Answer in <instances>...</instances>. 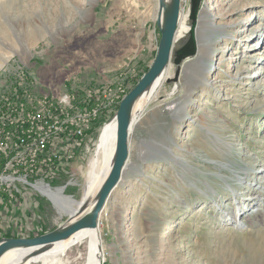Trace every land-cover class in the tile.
I'll return each instance as SVG.
<instances>
[{"label":"rangeland","instance_id":"1","mask_svg":"<svg viewBox=\"0 0 264 264\" xmlns=\"http://www.w3.org/2000/svg\"><path fill=\"white\" fill-rule=\"evenodd\" d=\"M207 7L223 29L220 35L200 34ZM158 12V0H0V25L7 32L0 38V239L22 238L31 229L37 235L69 217L45 190L32 188L36 175L26 173L30 168L14 165L15 138L5 137L11 131L3 125L5 103L16 94L17 114H30L50 88L72 95L60 122L86 129L87 146L75 154L73 173L54 186L69 184L64 197L81 202L91 173L103 166L104 154L97 164L94 159L104 126L116 119L123 99L155 61L161 40ZM190 15L191 0H181V18L189 34L194 32L196 55L179 70L171 63L170 78L130 135L133 168L125 170L100 215L106 264H264V194L244 186L264 170V71L257 86L256 80L233 83L242 61L251 76L257 72L243 54L247 42L233 40L243 29L264 24L258 20L264 0H201L194 31L188 27ZM255 17L246 28L238 26ZM197 36L206 37L205 43L224 40L226 60L233 55L234 61L222 65L220 47L204 68L207 78L193 76L186 67L197 60ZM258 54L264 60V42ZM59 134V146L66 138L74 143L75 136ZM18 170L26 181L16 177ZM43 177L40 185H53ZM255 183L262 186L264 179ZM234 211L238 222L227 217ZM3 222L19 230L7 233ZM89 248L85 239L48 264H87Z\"/></svg>","mask_w":264,"mask_h":264},{"label":"water","instance_id":"2","mask_svg":"<svg viewBox=\"0 0 264 264\" xmlns=\"http://www.w3.org/2000/svg\"><path fill=\"white\" fill-rule=\"evenodd\" d=\"M200 2L201 0H191V25L187 26L189 28L191 27L193 31L196 29V17ZM180 15L181 0H171L169 3H167V0H159L158 28L161 33V40L158 52L149 71L121 102L120 108L116 114L117 134L115 153L111 161L109 172L98 190L88 196L84 194L76 211L70 214L67 221L55 230L34 238L1 239L0 264H3L2 259L5 254L11 251H29L18 263L28 264L33 258L57 249L59 244L70 240L79 233L87 231L94 232L95 234L98 233L100 215L114 190L121 184L125 170L129 164V128L133 109L137 101L152 88L170 63L175 64L179 70V66L182 65L187 58L196 55L197 49L194 40V32L192 34L187 32L184 38H177ZM174 80L178 81L177 74ZM99 150L100 148L98 146L97 155L94 159L96 162L95 164L98 163ZM93 175L94 174L91 173L88 184L92 181ZM98 246L100 249V239H98ZM99 252H101V249Z\"/></svg>","mask_w":264,"mask_h":264},{"label":"bare ground","instance_id":"3","mask_svg":"<svg viewBox=\"0 0 264 264\" xmlns=\"http://www.w3.org/2000/svg\"><path fill=\"white\" fill-rule=\"evenodd\" d=\"M159 1V0H158ZM171 0H167V3H169ZM208 5H213V2L211 1L208 3ZM211 7V6H210ZM207 7L206 11H204V17L201 20L202 27L199 26V31H201L200 34H206L207 31H210L213 33L214 37L215 35L219 34L220 32H223V29H221L218 25L214 24L213 19H210V11L212 8ZM90 13V11H89ZM209 16V19H208ZM215 16V15H214ZM257 20V17L254 19H246L243 22H240L238 26L240 28L244 26L246 28L249 26L252 22ZM259 21L264 20V16L259 17ZM243 23V24H242ZM200 25V24H199ZM263 25L260 24L256 26L254 29H243L242 32H240V35L235 36L238 37L233 40V42H240L243 43V41L247 42L246 45H243V54L246 57V62L251 64V65H257V72L251 76L249 73L248 67H244L243 61L242 64H239L237 73L233 77V83H240V84H252L255 82L254 85H258V79L263 75L264 71V60H262L260 57V54H258L259 50L262 47V44L264 42V33H263ZM198 27V26H197ZM178 32H177V38L181 39L184 38L189 29L185 27V23L181 18L180 15V22H179V27H178ZM0 32L3 34H0V38H4V34L7 36L6 32V27H3L0 25ZM209 34V33H208ZM221 34V33H220ZM219 34V35H220ZM209 37V35H207ZM206 38V37H205ZM204 38V39H205ZM221 38V37H220ZM198 39V55H197V60L189 62L187 65V69L189 71H192L193 76L197 77H206L208 75L205 71L204 68L207 64H210L217 55L221 53L220 61H224L227 58V55L224 52V49H227L226 47L220 46L223 44L224 40H220L219 38H213L212 40L210 39L209 43H205L204 39H201L199 36H197ZM217 39V40H216ZM221 47V48H220ZM219 48L221 50H219ZM236 49H239V46H237ZM235 52L233 51V54ZM232 55V54H231ZM234 61V57L229 56L228 60H226L222 65L226 64L228 62V65L230 62ZM171 65V63H170ZM170 65L167 67L165 72L162 74V76L155 82V84L152 86V88L145 93L136 103L132 117H131V122H130V128H129V139H128V145L130 148L129 140H130V135L133 133L135 126L137 125L141 114L144 112V110L148 107V105L152 102L153 98L158 92V89L165 84L166 80L170 78L169 76V69ZM242 67H244L242 69ZM198 86V85H197ZM157 98V97H156ZM148 109V108H147ZM143 117V116H142ZM116 134H117V121L114 119L112 122L104 126L103 132L100 136L99 139V154H104L103 155V166L100 168L101 172L96 173L95 176H92V181L88 184L86 190H85V196H88L91 193H94L95 191L98 190L100 187L101 183L107 176L110 166H111V161L115 153V148H116ZM130 150V149H129ZM133 166L128 164L127 170L129 171L132 169ZM241 170H245L244 167H241ZM248 170V169H247ZM264 179V170L263 171H258L253 174V179H250L248 184H245V187H251L256 189L258 196H262V193L264 194V184L262 186H259L255 183V181H258ZM252 180V181H251ZM44 191V190H43ZM47 194L54 202L55 205L59 208V210L66 211L67 214H73L76 209L74 210V205H78L74 199L69 198V197H64L62 190L57 191L54 193L53 191H48L45 190L44 192ZM104 211V210H103ZM228 214V213H227ZM227 217L232 218V219H238V215L235 217V211L231 214L229 213ZM238 222V221H237ZM128 224V219L125 220V224ZM99 231V229H98ZM99 233V232H98ZM95 234L94 232H82L79 233L75 236H73L70 240H67L66 242H63L59 244L57 249H54L52 251L46 252L40 256H37L36 258H33L30 260L28 264L32 263H37V262H42L43 264H48L51 262H55V259L58 258L60 255H65L67 250H69L71 247L75 246L78 243H82L83 240L89 239L90 242V250H89V255L87 257V264H102V259H103V252H102V246L99 249L98 246V239H100V233L99 235ZM101 243V242H100ZM29 251L25 250H18V251H11L5 254V256L2 259L3 264H18L22 257H24ZM101 257V258H100ZM60 258V257H59ZM57 261V259H56ZM55 264V263H54Z\"/></svg>","mask_w":264,"mask_h":264},{"label":"built area","instance_id":"4","mask_svg":"<svg viewBox=\"0 0 264 264\" xmlns=\"http://www.w3.org/2000/svg\"><path fill=\"white\" fill-rule=\"evenodd\" d=\"M45 92L47 93L41 98L42 100L37 104L35 103L34 109L37 110L33 109L34 112L30 114L21 112L17 114L20 103L19 96L16 94L13 102L8 101L4 105L3 125L11 131V133H6L5 137L15 138L14 147L16 154L14 155V165L16 164L21 170L30 168L32 173H26L33 174V176L55 171L61 166L63 161L72 160L78 151L84 150L87 146L83 140L86 135V129H77L76 127L75 129L60 122L63 116L62 111L72 105L74 100L72 95L69 92L61 94L60 91L56 90V87L50 88L49 91ZM95 97L98 98L97 96ZM83 118L88 121L87 117ZM59 133L66 137L69 135L75 136L74 143L68 142L66 138L63 140V145L59 146L57 143L59 139L56 138L57 135H60ZM59 143L62 144L61 141ZM65 143H67L66 146H64ZM0 145L4 146L3 143ZM60 147L67 151V154L61 152ZM63 147H67L68 150ZM56 174H58V170ZM17 176L20 181H26L27 175H22L20 170L16 172ZM107 255H103L102 264H106Z\"/></svg>","mask_w":264,"mask_h":264},{"label":"crops","instance_id":"5","mask_svg":"<svg viewBox=\"0 0 264 264\" xmlns=\"http://www.w3.org/2000/svg\"><path fill=\"white\" fill-rule=\"evenodd\" d=\"M67 145V143H65L64 144V146H66ZM65 150H68L67 149V147H63ZM60 149H61V152H65V154H67V151H64L63 149H62V147H60ZM79 152H82V151H78V153ZM77 153V154H78ZM75 161H76V159H75V157L72 159V160H70V161H67V160H65V161H63L62 163H61V166L60 167H58L55 171H52V172H45V173H43V180H45V181H49V183H52L53 185H50V184H46V183H42L41 185L38 183V181L39 180H41V177H42V174H38V175H36L35 176V184L32 186V188L35 190V191H43V190H48V191H59V190H62V191H65V189H68V186H69V184H67V186H65L64 188H61V189H57V187L56 186H54V182H57V180L59 179V178H64L65 176H67V175H70L71 173H73V171H74V166H75ZM57 170H58V174H56V172H57ZM54 173H55V175H54ZM56 175H58L59 177L58 178H56L55 176ZM49 197V196H48ZM27 200V198L26 197H22V202H23V204H25V201ZM22 204V205H23ZM22 215V214H21ZM70 215V214H69ZM69 218V217H68ZM5 220H7L6 218H4ZM67 221V220H66ZM64 223V222H63ZM62 223V224H63ZM3 224L5 225L4 226V228H3V230L5 231V232H7V231H9V230H11L12 229V232L14 231H18L19 230V226L18 225H16V226H14V227H8L7 225H6V223H4L3 222ZM62 224H60L59 226H61ZM59 226H57V228L59 227ZM13 228H14V230H13ZM56 228H54V229H52V230H49V232H51V231H53V230H55ZM31 231H33V229H31L30 231H27V233H26V235H23V236H21L22 238H28V237H30V236H28V235H30V234H32L33 236L34 235H36V234H34V233H31ZM28 232H30V233H28ZM7 233H9V232H7ZM48 233V232H47Z\"/></svg>","mask_w":264,"mask_h":264},{"label":"trees","instance_id":"6","mask_svg":"<svg viewBox=\"0 0 264 264\" xmlns=\"http://www.w3.org/2000/svg\"><path fill=\"white\" fill-rule=\"evenodd\" d=\"M47 232H49L48 230L46 231H41L40 233H38L36 236H30L29 238H34V237H38V236H41L43 234H46ZM6 238H14L13 236H6ZM15 238H19V237H15ZM2 239V238H1ZM0 239V240H1Z\"/></svg>","mask_w":264,"mask_h":264}]
</instances>
